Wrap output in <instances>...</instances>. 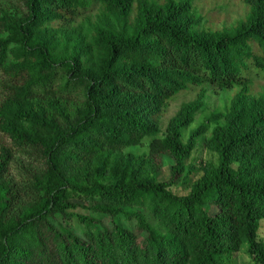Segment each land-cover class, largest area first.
Listing matches in <instances>:
<instances>
[{"label": "trees", "instance_id": "1", "mask_svg": "<svg viewBox=\"0 0 264 264\" xmlns=\"http://www.w3.org/2000/svg\"><path fill=\"white\" fill-rule=\"evenodd\" d=\"M242 1L228 31L190 0H0V264H264V0ZM234 84L184 138L204 85ZM77 206L108 222L76 234Z\"/></svg>", "mask_w": 264, "mask_h": 264}, {"label": "rangeland", "instance_id": "2", "mask_svg": "<svg viewBox=\"0 0 264 264\" xmlns=\"http://www.w3.org/2000/svg\"><path fill=\"white\" fill-rule=\"evenodd\" d=\"M162 1V0H159ZM192 2V10L196 11L197 14L203 15L204 20L208 21V24L205 26H214L217 28H227L228 31H232L233 26L237 21L246 18L249 14V8L244 4L242 0H190ZM202 20V22H204ZM253 82L251 85V91L256 94L264 93V78H260L258 76H253ZM200 87H193L189 91L182 92L176 95L165 108L164 112L161 114L159 122L162 129L165 127L167 121L170 117H172L180 104L183 101L190 100L194 98L196 95V91ZM206 89L205 97H204V105L202 107L201 112L196 116L193 123L190 125L188 129L185 131L184 138H187L189 133V129L197 127L200 123L204 122L206 117L211 114L213 111H223L225 107L229 106V102L233 93L237 91L238 85L234 84V87L231 90L226 91H216L213 87H209L204 85ZM144 145L128 147L127 150L133 151L136 153H144L147 151L146 142ZM191 162L199 164L200 161L203 162H216L217 156L212 151L206 149L203 144H198L196 148L192 151L190 159ZM169 160H164V163L161 167V170L158 175V179H166L169 176ZM174 192L184 194L187 193V190L183 188L181 183H177L172 187ZM74 213L72 219H70L69 227H71L74 232L80 236H82L83 223L80 222L77 218V214H88L91 216H95L102 220V223L108 222V217L105 214H101L93 211L89 207H80L71 210ZM129 227L132 226V223H125ZM259 238L264 240V221L261 222V227L259 229ZM237 261L238 264H251L250 258L247 255L245 245L238 251L237 253Z\"/></svg>", "mask_w": 264, "mask_h": 264}]
</instances>
